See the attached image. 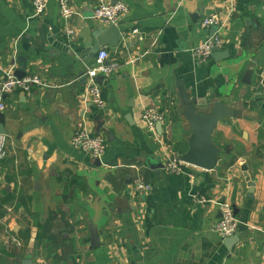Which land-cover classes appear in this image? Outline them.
Returning <instances> with one entry per match:
<instances>
[{"label": "crops", "instance_id": "crops-1", "mask_svg": "<svg viewBox=\"0 0 264 264\" xmlns=\"http://www.w3.org/2000/svg\"><path fill=\"white\" fill-rule=\"evenodd\" d=\"M100 1L71 0L65 19L57 0L40 15L31 0H0V80L26 58V74L48 83L5 95L0 112V264H264V0H119L129 6L122 40L97 48L111 25L94 15ZM211 15L227 21L229 56L200 62L192 48L211 33L201 26ZM101 48L118 63L99 78L102 110L85 97L84 75ZM181 86L204 111L218 99L237 111L213 132L217 165L191 164L193 178L165 168L190 146ZM147 106L164 114L155 131L141 120ZM82 118L106 137L101 164L71 143ZM223 200L241 220L233 249L213 229Z\"/></svg>", "mask_w": 264, "mask_h": 264}, {"label": "built area", "instance_id": "built-area-1", "mask_svg": "<svg viewBox=\"0 0 264 264\" xmlns=\"http://www.w3.org/2000/svg\"><path fill=\"white\" fill-rule=\"evenodd\" d=\"M35 15L44 13L47 7V0H31ZM62 16L65 19H70L75 10L71 4V0H57ZM129 6L122 1L113 2L111 0H101L95 7L94 15L97 19H101L109 24H118L120 18L128 13ZM227 21L221 19L217 15L205 17L201 26L210 30L212 26L217 29L209 33L198 45L192 48L193 56L200 62L207 61L214 51L215 47H221L225 43V36L223 29L226 27ZM134 34L139 32V29H133ZM109 52L106 48H101L94 59L91 66L87 67L84 75L87 79L85 97L89 99L92 104L102 110L107 106V101L104 96L102 85L99 81L100 76H110L118 66V63H108L107 59ZM48 86L47 81L38 73L25 74L23 77H18L15 74L13 67L4 70L3 78L0 80V112L6 109L5 95L11 94L15 91H20L26 94H32L36 88H45ZM164 114L154 106H147L141 114V120L147 127L155 131L156 124L161 122ZM72 145L84 152L91 154L93 157L101 158L107 149L106 137L102 133L92 132L85 118L78 122L76 130L72 136ZM6 154L4 140L0 143V158ZM192 167L176 155H167L165 168L170 173L188 174L193 178L192 172L189 168ZM135 189L140 193L146 194L152 189V185L147 182L142 176H139L134 182ZM192 197L200 204L210 202L205 195L199 193L192 194ZM220 209V218L214 223L213 229L221 235L222 238H227L238 233L241 220L235 213L234 206L231 201L223 200L217 202Z\"/></svg>", "mask_w": 264, "mask_h": 264}, {"label": "water", "instance_id": "water-1", "mask_svg": "<svg viewBox=\"0 0 264 264\" xmlns=\"http://www.w3.org/2000/svg\"><path fill=\"white\" fill-rule=\"evenodd\" d=\"M119 1V0H117ZM116 1V2H117ZM115 2V1H114ZM217 29L216 26L211 27V33ZM99 35L97 39V48H100L104 44L117 45L122 40V31L118 24H111L106 29H99ZM226 51H223L221 47H215L212 56L216 59H226L228 54L221 56ZM21 59H19L20 61ZM23 64L20 69L15 70V74L18 77H23L26 74L27 59L24 58ZM252 70L248 69L244 81L251 84ZM182 91V103L184 105V117L189 122L190 126V137H189V150L181 156V159L187 163L193 164L205 170H212L215 168L218 162V156L222 152L219 145L213 140V132L218 125L219 121L223 118L231 115H236L237 111H234L229 105L218 100L213 101L210 107V111H204L198 103H196L190 96L189 92L181 86ZM102 117V116H101ZM105 121H102L99 126L98 132L101 131ZM161 125V122H160ZM111 137V132L104 129ZM0 132H5L4 129L0 128ZM98 164H101V160L97 159ZM150 163V160H148ZM153 165L152 163L150 164ZM160 166H163L160 164ZM246 169V167H244ZM235 208V206H234ZM236 209V208H235ZM237 214V210H235ZM93 240L92 248H96L101 245L99 241V231L95 226H92ZM240 236L235 234L233 236L225 238V244L229 249H233L235 244L240 241ZM32 260L27 258L23 261V264H31Z\"/></svg>", "mask_w": 264, "mask_h": 264}]
</instances>
